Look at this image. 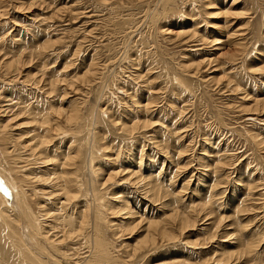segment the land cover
<instances>
[{"label": "rangeland", "instance_id": "1", "mask_svg": "<svg viewBox=\"0 0 264 264\" xmlns=\"http://www.w3.org/2000/svg\"><path fill=\"white\" fill-rule=\"evenodd\" d=\"M263 99L264 0H0V264H264Z\"/></svg>", "mask_w": 264, "mask_h": 264}, {"label": "bare ground", "instance_id": "2", "mask_svg": "<svg viewBox=\"0 0 264 264\" xmlns=\"http://www.w3.org/2000/svg\"><path fill=\"white\" fill-rule=\"evenodd\" d=\"M212 7V6H211ZM229 38H231L230 36H228V38L227 39H229ZM218 41V40H217ZM218 44H220V43H218ZM18 59V58H17ZM2 60V59H1ZM14 62H16V63H20V60H17V61H14ZM199 64V63H198ZM11 65H12V63L11 64H9V67L10 68H12L11 67ZM18 65V64H17ZM7 66V65H6ZM198 66V65H197ZM15 69V68H14ZM263 69V68H262ZM84 72H86V71H84ZM54 87V86H53ZM256 102V101H255ZM263 103L264 104V99L263 100H260V101H258L256 104H258L257 105V107H259V103ZM255 104V103H254ZM4 106V105H3ZM3 106H0V111L1 112H5V110H4V108L2 109V107ZM255 106V105H254ZM253 106V107H254ZM7 109V108H6ZM258 140V139H257ZM68 179H70L71 180V178H69L68 177ZM67 179V180H68ZM66 180V181H67ZM3 183V182H2ZM137 183V182H136ZM4 185H6L7 184V186H9L10 188H11V195H12V197L14 196V207H13V209H14V211H15V213L16 214H18L19 216H18V220H20V222L22 221V222H24V219H26V224H24V227H27L30 231L29 232H31V234H34V236H37L36 234H38L39 233V229H40V227L39 226H36L35 227V225H37L36 224V222H38V221H36L35 222V220L33 221V219L31 218V213H30V210H29V207L27 206V205H24V203L26 202V198H25V196H23V193H21V191H20V194L19 193H17V194H15V193H13V191L14 190H12V189H14V187H11V185H8V182L7 181H5L4 183H3ZM69 186V185H68ZM72 187V186H71ZM150 187V186H149ZM148 188V187H147ZM0 189L1 190H3L4 191V193H5V189H4V187L2 186V185H0ZM71 189V188H70ZM148 190H150V188H148ZM148 190L147 189H144L143 190V195L144 196H147V192H148ZM159 191V190H158ZM158 191H157V193H158ZM14 192H16V191H14ZM152 193V192H151ZM150 193V194H151ZM157 193L155 192V194L157 195ZM155 194H154V196H155ZM151 196H153V194L151 195ZM5 196H3L2 194H0V200H1V203L2 204H4L5 206H6V204H7V202L4 200L5 198H4ZM148 197V196H147ZM153 199H154V197H152ZM152 200V199H151ZM124 203V202H123ZM7 207V206H6ZM8 208V207H7ZM243 208V207H242ZM198 210V209H197ZM243 210V209H242ZM244 210H246V209H244ZM131 213V212H130ZM128 214H129V212H128ZM185 214V213H184ZM21 215V216H20ZM173 216H174V219L172 220L173 222H177V220H179V218L180 219H182V217H180V213H173L172 214ZM182 215V214H181ZM39 217V216H38ZM185 217V216H184ZM187 217V216H186ZM35 218V217H34ZM36 219V218H35ZM189 220H190V218H189ZM151 221V220H150ZM195 221V220H194ZM206 221V220H205ZM21 222V223H22ZM72 222V221H71ZM192 222V221H191ZM187 223V220L186 219H184V221H183V224H186ZM193 223V222H192ZM145 224V223H144ZM242 225V224H241ZM190 226V225H189ZM133 227H137L136 225H134ZM146 227H159V223H157V222H149L148 224H146ZM166 227V226H165ZM184 227V226H183ZM244 227V226H243ZM234 236V235H233ZM37 239V238H36ZM43 239H44V237H43ZM37 240H39V239H37ZM45 243H47L48 245H49V243H50V241H48V240H45L44 241ZM46 246V245H45ZM42 247V246H41ZM46 248V247H45ZM48 248H50V249H48ZM48 250L49 251H51L52 250V246L50 247V246H48ZM36 249V251L37 252H39L40 254H42L43 256H45L46 258H47V256H46V254H45V252L43 251H39L41 248H39V247H36L35 248ZM252 249V248H251ZM38 253V254H39ZM94 253V252H93ZM170 254V253H169ZM48 258H50L49 256H48ZM52 259V258H51ZM44 261V260H43ZM46 262V261H45ZM48 262V261H47ZM50 263V262H49ZM190 264V263H189Z\"/></svg>", "mask_w": 264, "mask_h": 264}]
</instances>
